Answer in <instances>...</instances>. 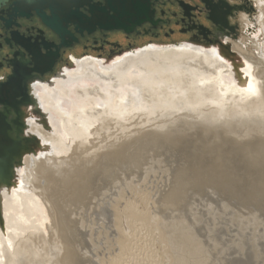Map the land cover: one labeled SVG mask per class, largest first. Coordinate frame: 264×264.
Returning <instances> with one entry per match:
<instances>
[{
    "label": "bare ground",
    "instance_id": "bare-ground-1",
    "mask_svg": "<svg viewBox=\"0 0 264 264\" xmlns=\"http://www.w3.org/2000/svg\"><path fill=\"white\" fill-rule=\"evenodd\" d=\"M256 34L84 59L37 90L52 129L26 133L55 155L38 143L0 190V264H264Z\"/></svg>",
    "mask_w": 264,
    "mask_h": 264
},
{
    "label": "flooded vegetation",
    "instance_id": "flooded-vegetation-1",
    "mask_svg": "<svg viewBox=\"0 0 264 264\" xmlns=\"http://www.w3.org/2000/svg\"><path fill=\"white\" fill-rule=\"evenodd\" d=\"M107 1L115 12L106 9V0L80 1L77 7L81 12L89 17L86 7L90 6L99 17L78 30L67 24L66 33L61 25V12L70 6L62 5L61 0H0L1 172L4 169L8 172L9 162L17 160L26 148L20 142L27 139L24 118L35 103V89L72 66L73 59H106L113 53L152 44L171 45L199 39L207 43L217 35L237 39L240 29L252 30V17L259 9L257 0ZM135 8L142 12L137 19L142 23L132 28L137 21ZM44 18L51 20L59 33L45 25ZM114 18L132 28L131 32L101 27H115Z\"/></svg>",
    "mask_w": 264,
    "mask_h": 264
},
{
    "label": "water",
    "instance_id": "water-1",
    "mask_svg": "<svg viewBox=\"0 0 264 264\" xmlns=\"http://www.w3.org/2000/svg\"><path fill=\"white\" fill-rule=\"evenodd\" d=\"M80 1L86 2V0H61L62 5L67 4V5L70 6V7L66 8L65 10H63L61 12V14H62L61 25L64 27V29H65L64 31L66 33H68V31H67V29L65 27L67 24H70V25L75 26V29L78 30V29H80V27L88 25L89 24V20H93L94 18H98L99 17L98 15H96V13H94L93 10H91V7L90 6L86 7L87 10L89 11L88 12L89 15H90L89 17L87 15H85L83 12H81L79 10V8L77 7V4ZM105 4H106V9H109L110 12H112V11L115 12L114 9H112L110 3L107 0H106ZM257 4H258V2H257ZM107 5H108V8H107ZM73 6H75V9H73ZM37 13L41 17H44L43 13H41L39 11H37ZM141 15H142L141 10L139 8H135V15L134 16H137L136 17V20L137 19H140V16ZM130 16H132V15H130ZM50 21L51 20L47 21L45 18L43 20V22L45 23V25H47L50 28H53L54 30H56V32L59 33V31L56 29V27L54 25H51ZM114 23H116V26L115 27H113L111 25H109V26L106 25L105 27L101 25V27L104 28L107 31H109V30H115V29H122V30L125 29L127 32H131L132 28H135L136 26L141 25L142 22L140 20H137V21L133 22L132 28L125 27L123 24H121V23L118 22L117 18H114ZM129 23H130V20H129ZM256 31L257 30H254V28H252V30L251 29H246L244 31V33L245 34H248L249 36L252 37V36H255V34H256L255 32ZM262 36H263L262 33L256 34V37L261 38ZM192 41H194V40L186 41V42H181L179 44V46L181 44L190 43ZM198 42L199 41L195 40V44H193V45L194 46L195 45L198 46ZM209 42H211V41L210 40L207 41L208 44H209ZM152 45H155V44H152ZM152 45L143 46L141 48L138 47V48H139V50H142V49H145V48L152 47ZM160 45H163V44H160ZM167 46H171V45H169V44L165 45V47H167ZM174 47H178V46H174ZM138 48H134L132 50H128V52L131 53V51L132 52L133 51H136V50H138ZM124 52H127V50H124ZM124 52H121V53H124ZM119 54L120 53L115 54V56L116 55H119ZM84 59H91L93 61H96V60L97 61H107L110 58L103 59V58H93V57H82L81 59H73V65L72 66H67V68H65V69L71 70V69L75 68L74 67L75 64H79ZM65 69H63L62 71H60L59 73H57L50 81L42 83L39 88H36L35 89V92L37 90L41 89V87L43 85H49V84L52 85V84H54L53 81L57 77H59L64 72ZM35 92H34V95L36 97ZM38 103H39V101H38V98L36 97V100H35L34 105H32L30 107L29 112H27L28 114L26 113V116L24 118L25 119V126H27L26 129H25L24 135H25V137H27V139H25V140L22 139V141L20 143L23 144L22 145L23 148L24 147H26V148H24V151L21 152V156H18V159L17 160H15V161L14 160H11V164L12 165L9 162V165H8V169L9 170H8V172L7 171H4L5 169L3 170V172L0 171V190H2L3 188L9 187L11 185L12 179H13V177H15V171L17 170L16 168L18 166L22 165L23 158H24L25 155H26V157L29 156V155L30 156H32V155L34 156V153L37 152V150H38V148H37L38 147L37 146L38 143H39L40 153L45 152L47 154L50 153L49 155H51V154L52 155H55L54 153H52V151H53V150H51L52 148H48L47 149L45 147V146H48L49 144L44 145V147H41V146H43V143H42V141L40 139H38L40 141L39 142L37 141L38 143H36V140H34L33 136H31L30 134L26 133V130L27 129L29 130V127L32 126V125H38V126L42 125L47 132H50L51 131L50 129H52L50 127V125H48V119H49V117H48L47 113L41 109V107L39 106ZM167 132H169V131L163 130V133H167ZM132 134H135V131ZM20 146H21V144H19V147ZM23 148H22V150H23ZM9 160L10 159H9V156H8V161Z\"/></svg>",
    "mask_w": 264,
    "mask_h": 264
},
{
    "label": "rangeland",
    "instance_id": "rangeland-1",
    "mask_svg": "<svg viewBox=\"0 0 264 264\" xmlns=\"http://www.w3.org/2000/svg\"><path fill=\"white\" fill-rule=\"evenodd\" d=\"M245 35H246V34L244 33V31L240 29V31H239V33H238V37H237V39H233V40L231 39V40H232V41H235L236 43H238L239 41L246 40V39L249 38V37L247 38ZM263 38H264V37L262 36V37L260 38V41L263 40ZM250 48H252V47H250ZM106 250H108V248H107ZM106 250H105V251H106ZM220 250H222V248H221ZM115 252L118 253V249H116ZM222 254H223V253H222ZM138 259H139V257H138ZM128 262H129V263H128ZM134 262H135V261L132 262V260H129V261H127V262H123V264H132V263L135 264Z\"/></svg>",
    "mask_w": 264,
    "mask_h": 264
}]
</instances>
